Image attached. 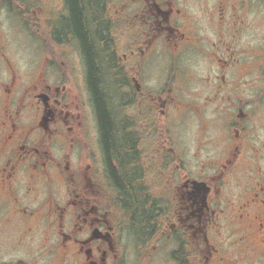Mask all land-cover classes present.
I'll list each match as a JSON object with an SVG mask.
<instances>
[{
  "label": "flooded vegetation",
  "instance_id": "obj_1",
  "mask_svg": "<svg viewBox=\"0 0 264 264\" xmlns=\"http://www.w3.org/2000/svg\"><path fill=\"white\" fill-rule=\"evenodd\" d=\"M99 1L85 17L106 24L91 36L97 84L125 150L105 140L90 62L63 26L69 0H46L39 29L37 1H5L0 211L45 234L47 264H264V80L244 79L264 50L244 64L224 45L255 0ZM199 55L211 68L195 79Z\"/></svg>",
  "mask_w": 264,
  "mask_h": 264
},
{
  "label": "rangeland",
  "instance_id": "obj_2",
  "mask_svg": "<svg viewBox=\"0 0 264 264\" xmlns=\"http://www.w3.org/2000/svg\"><path fill=\"white\" fill-rule=\"evenodd\" d=\"M5 1L6 4H14L16 0H0V21H8L6 14V9H4ZM37 1L35 9L37 14L35 15V29L41 28V24H38L41 21L37 17H41V9L45 8L46 0H34ZM226 2L227 0H223ZM241 0H237L238 6ZM225 4V3H224ZM262 4L255 0V20L253 21L248 17L247 24L244 27H241L239 34L236 37L232 38L230 35H225L224 44L226 47H233L240 51L239 62L248 64L251 61L250 54L253 53L252 48H260L264 50V22H262V17L264 15V7ZM39 6V7H38ZM224 18L227 20L231 19L232 11L227 9L224 5ZM35 14V13H33ZM34 16V15H33ZM5 30H8L7 24L5 25ZM15 37V31H11ZM24 34H20L21 38ZM23 42V40L21 39ZM18 41L13 43V50L11 55H13L19 63L28 64L31 58ZM27 48V46H25ZM245 53V54H244ZM260 53H255V58L253 62L255 67L260 66L259 58ZM187 64L189 65L195 79H200L203 75H206L211 67H207V63L202 56H188ZM246 81L250 82V79H255L256 84H260L264 80V69L262 71L256 72L255 75L244 77ZM248 79V80H247ZM253 93V91H251ZM203 95H208V91L202 93ZM256 109V122H255V135L257 140H264V109ZM6 213L0 211V264L11 263V262H22L23 264H47L49 260L46 258L44 244H45V234L40 230H36L30 233H25L23 227L18 223L10 221L8 217L5 216Z\"/></svg>",
  "mask_w": 264,
  "mask_h": 264
},
{
  "label": "trees",
  "instance_id": "obj_3",
  "mask_svg": "<svg viewBox=\"0 0 264 264\" xmlns=\"http://www.w3.org/2000/svg\"><path fill=\"white\" fill-rule=\"evenodd\" d=\"M83 1L85 0H69L70 17L64 21L63 26H65L66 30H70L71 32L76 34L81 40L83 49L91 65V81L97 95V102L99 105L101 118L103 121V128L105 129V140L108 144H110V148L112 150L114 151L118 150L122 152L123 150H125V147L123 144L120 143V141L117 142V136L115 133H113L114 130L113 125L110 121V118L107 115L102 95L99 93L98 90V84H97L98 71H97V67L94 64L95 51L93 50V42L91 38L92 32L97 31L99 33H102L103 30L101 27L106 24L105 22L87 23L85 17L86 15L89 14L95 16H101L103 7H101L99 0H92V1H96L95 7L84 8ZM94 26H96L98 29L96 30L92 29V27ZM14 264H22V263H14Z\"/></svg>",
  "mask_w": 264,
  "mask_h": 264
}]
</instances>
